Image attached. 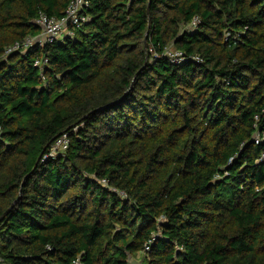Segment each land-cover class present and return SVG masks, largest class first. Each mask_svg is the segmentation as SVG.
<instances>
[{"label":"trees","instance_id":"1","mask_svg":"<svg viewBox=\"0 0 264 264\" xmlns=\"http://www.w3.org/2000/svg\"><path fill=\"white\" fill-rule=\"evenodd\" d=\"M70 1L0 0V264H264V0H89L6 56Z\"/></svg>","mask_w":264,"mask_h":264},{"label":"built area","instance_id":"2","mask_svg":"<svg viewBox=\"0 0 264 264\" xmlns=\"http://www.w3.org/2000/svg\"><path fill=\"white\" fill-rule=\"evenodd\" d=\"M90 6L89 0H71L65 15L62 19H56L49 17L44 13H40L36 19V25L41 29V33L37 37H28L22 42H18L10 47L6 51V56L11 53H27L30 49L35 46H45L47 44H53L56 41L63 40L65 37H74L76 30H79L84 23H86L89 18L86 15V10ZM197 20H195L196 24ZM71 27V28H70ZM180 53L170 54L171 59L178 60L181 58ZM178 58V59H177ZM48 64L47 59H36L34 66L43 70V68ZM0 127V135H1ZM70 145V140L68 136L63 135L52 145L49 150V156H55L60 153H64L68 150ZM150 251L149 246L145 247L144 253ZM74 264H84L81 260H77Z\"/></svg>","mask_w":264,"mask_h":264},{"label":"rangeland","instance_id":"3","mask_svg":"<svg viewBox=\"0 0 264 264\" xmlns=\"http://www.w3.org/2000/svg\"><path fill=\"white\" fill-rule=\"evenodd\" d=\"M176 53L175 49L169 48L167 55L170 57V54ZM171 58V57H170ZM145 257L143 254H139L133 259L130 260V264H145Z\"/></svg>","mask_w":264,"mask_h":264},{"label":"water","instance_id":"4","mask_svg":"<svg viewBox=\"0 0 264 264\" xmlns=\"http://www.w3.org/2000/svg\"><path fill=\"white\" fill-rule=\"evenodd\" d=\"M40 160H41V158H40ZM40 160H39V161H40ZM14 205H15V203L13 204V206H14ZM13 206H12V207H13Z\"/></svg>","mask_w":264,"mask_h":264},{"label":"crops","instance_id":"5","mask_svg":"<svg viewBox=\"0 0 264 264\" xmlns=\"http://www.w3.org/2000/svg\"><path fill=\"white\" fill-rule=\"evenodd\" d=\"M134 260V259H133Z\"/></svg>","mask_w":264,"mask_h":264}]
</instances>
